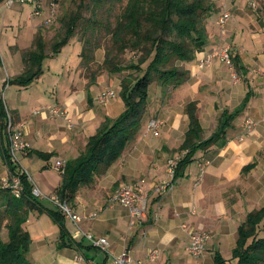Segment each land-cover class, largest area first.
Returning a JSON list of instances; mask_svg holds the SVG:
<instances>
[{"label":"crops","instance_id":"obj_1","mask_svg":"<svg viewBox=\"0 0 264 264\" xmlns=\"http://www.w3.org/2000/svg\"><path fill=\"white\" fill-rule=\"evenodd\" d=\"M213 1L216 5L206 23V45L186 65L189 78L181 86L170 89L168 95L165 91L159 95L167 98L160 97L148 104L145 116L148 117L142 120L134 141L126 145L120 157L104 172L77 189L70 204L82 217L81 231L61 211L63 230L48 213L34 210L30 215L29 212L24 225L30 236L27 259L32 264H110L111 254L121 252L146 264H213L216 253L230 260L237 228L249 212L264 205V154L258 156L264 147V10L251 13L242 0ZM225 8L232 17L222 30L217 18ZM15 12L19 26L22 14ZM28 19L31 32L26 44L18 39L22 32L19 26L18 36L5 50L6 58L0 53V79L7 77L9 81L24 68L27 51L22 53L21 49L31 45L42 22L41 17L34 18L31 14ZM13 41L17 45L15 49L11 47L15 46ZM223 47H230L233 58L237 56L243 80L233 81L228 65L217 57V50ZM80 48L77 42L63 64L60 60L54 63L49 60L59 57L61 50L49 56L44 59L40 76L26 86L9 83L6 90V105L14 121L21 124L29 143V149L19 153L20 165L27 170L33 187L44 195L55 194L61 182L62 171L54 167L55 161L62 160L65 165L75 159L102 121L115 117L124 108L115 98L107 104L98 101L100 92L109 87L120 88V84L109 77L104 81L103 75L93 77L88 84L81 73ZM210 54H214L210 63L199 66L200 60ZM248 91L251 95L247 106L227 130L226 144L196 152L194 160L184 166L170 187L162 194L156 193V185L171 180L167 161L179 159L185 151L180 149L189 123L185 106L195 102L207 137L216 129L222 111L239 105ZM217 95L225 104L221 109ZM54 106L64 108L66 116L52 115ZM217 109L220 113L214 122L210 121ZM150 111L158 112L160 125L156 133L147 129L149 118L154 117ZM248 117L254 119L255 125L247 136L244 122ZM237 134L243 136L242 140L236 138ZM6 145L7 138L0 125V182L9 173L4 154ZM40 153L52 154L44 157ZM134 181L140 182L148 215L129 226L128 207L114 200L113 194L120 185ZM39 198L58 209L47 198ZM90 213L95 217L89 218ZM194 229L208 233L199 256L187 249ZM82 232L105 236L110 254L92 246ZM1 236L7 238L6 229H2ZM151 248L158 252L154 260L148 259Z\"/></svg>","mask_w":264,"mask_h":264},{"label":"trees","instance_id":"obj_2","mask_svg":"<svg viewBox=\"0 0 264 264\" xmlns=\"http://www.w3.org/2000/svg\"><path fill=\"white\" fill-rule=\"evenodd\" d=\"M215 5L213 0H76L75 7H69L60 18L62 32L52 42L51 54L45 52L42 35L35 34L33 48L23 58V70L9 78V83L24 86L31 83L42 74L44 59L58 54L77 32L82 36L80 42L77 41L81 47L79 57L82 65L94 61V50L102 46L99 34L104 31L108 45L103 67L112 73L128 71L119 85L123 110L115 117H106L95 133L88 137L84 150L66 162L60 185L55 191L60 199L72 202L79 186L104 172L120 157L126 145L134 141L148 112L149 87L152 84L163 90L174 89L189 78L190 70L186 65L206 45V23L214 13ZM41 9L42 15L31 16L41 17L46 25L53 24L56 20L49 24L44 22L50 11L49 3L41 4ZM58 11L59 4L57 17ZM126 51H133L136 59L129 63L119 62L118 56ZM231 59L235 68L241 69L237 56H231ZM250 95L248 91L233 109L225 108L216 129L207 137L203 136L195 102L185 106L189 123L180 147L185 151L177 161L171 183L182 173L184 166L194 160L196 152L226 144L227 130L246 108ZM3 117L0 101L2 129ZM4 154L9 172H13L16 165L8 160L7 147ZM51 154L40 153L44 157ZM20 181L22 188L18 196L0 182V264H32L27 259L30 236L24 225L29 212H46L64 229L60 210L46 205L33 194V184L25 173L20 174ZM2 229L7 231L6 239L1 236ZM213 264H264V205L249 212L237 228L230 260L226 261L216 253Z\"/></svg>","mask_w":264,"mask_h":264},{"label":"built area","instance_id":"obj_3","mask_svg":"<svg viewBox=\"0 0 264 264\" xmlns=\"http://www.w3.org/2000/svg\"><path fill=\"white\" fill-rule=\"evenodd\" d=\"M28 0H4V4L6 6L12 5L14 2H25ZM33 2V8L31 10V15L34 17L42 15L41 9V1L40 0H30ZM59 0H49V7L50 11L49 14L45 17L44 22L49 24L56 20V9L58 6ZM232 14L228 9H224L221 11L217 18V24L220 29H225L228 22L231 20ZM214 57V54H210L200 60L199 66H205L210 63L211 59ZM217 57L220 61L226 63L227 65L232 66V59L231 55L228 52V48L223 47L217 50ZM1 59V55H0ZM9 81L8 78L0 79V101L3 104L4 109V132L7 138V154L8 160L10 163L16 165V168L13 172L8 173V179L2 183L4 186H8L12 193L18 196L21 193V181H20V174L25 173L27 177L30 179L27 170L20 165L19 161V153L24 152L29 149V143L25 139L24 131L22 129L21 124H18L14 121L13 115L11 110L6 105V90L8 88ZM115 95L113 88H106L102 92H100L97 96V99L100 103L105 104L109 102ZM37 112V111H35ZM50 113L52 115H60L66 116V111L64 108L60 106L52 107ZM160 125V120L157 118H151L147 122V129L156 133L157 127ZM255 125V121L252 117H248L245 119L244 122V134H248ZM240 139L243 136L239 137ZM178 158H170L167 161V174L172 179ZM54 167L63 172L64 170V162L62 160H56ZM201 169V167H200ZM202 170V169H201ZM171 184L170 181H163L155 186L154 191L158 194L164 193ZM32 192L34 195L41 197H46L50 202H52L62 213L65 217L69 218L76 228L81 231L80 222L82 220L81 215L73 209L71 204L66 201L60 199L56 194L44 195L37 187H33ZM113 199L117 200L128 207L129 213V226H132L142 220H144L148 215L146 197L143 195L140 182L134 181L129 183H124L120 185L113 194ZM89 218H94L95 214L90 213L88 215ZM87 240L91 243L92 246L98 248L110 254L109 249V241L105 236H95L90 232H82ZM208 238V233L203 230H191L190 232V240L188 244V251L198 256L204 251L205 242ZM157 249L151 248L148 252V259L154 260L157 256ZM111 263L110 264H146L145 262L138 260L132 257L127 252H121L118 254H111Z\"/></svg>","mask_w":264,"mask_h":264},{"label":"rangeland","instance_id":"obj_4","mask_svg":"<svg viewBox=\"0 0 264 264\" xmlns=\"http://www.w3.org/2000/svg\"><path fill=\"white\" fill-rule=\"evenodd\" d=\"M40 1H41L42 5H45V4L47 5L49 3V0H46V1L40 0ZM75 1L76 0H59V2H58L59 11H58V17H57L56 21L51 25H46V24L41 22V24H39L37 26L38 32H35V34L40 33L42 35L43 40L45 42V52L47 54H51V44L58 37V35H60L62 32V25L60 22V18L69 9V7H72V8L75 7ZM242 4L245 7V9L250 11L251 13H256V12L260 13L261 10H264V8H262V7H264V0H242ZM18 7H19V9H18ZM32 7H33V2L30 0L25 1V2H20V3L14 2L10 6H6L4 4V0H0V53L2 55V58H4V59L6 58V54H5L6 48H9L8 46H10L9 45L10 42L13 40V38L18 36V32L20 29L19 26H22L21 27L22 32L20 33L19 38H18L20 43L26 44V41H28V38H29L30 32H31V24H29L30 21L28 18L30 16V10ZM15 11H20V13L22 14L21 18L23 19V21H21V24H19V26H18V22H17L18 21V17H17L18 13ZM115 11H116V9L114 10V12ZM14 13H16V15H13ZM35 34H34V36H35ZM81 37H82L81 33L77 32L75 35H73V37L71 38L69 43L64 45V48L61 49V53L59 54V57L55 56V57L49 58V60L52 61L53 63L60 60V62H62V64H63L65 62V59L67 58L68 54L70 53V51L74 50V47L76 46L77 41H79L81 39ZM82 39H84V37ZM99 39L102 43V46L94 50V53H93L94 61H92L86 65H82L81 61H80L81 73L87 79L88 84H90L93 77H96L99 75H103L104 81L106 80L107 77H109L110 79H116L118 81V83L120 84L121 78L124 77L128 73V71L124 70V71L112 73V72H108V70L105 67H103L102 63L104 62V58L106 55L105 47L108 45V38H107L104 31L100 32ZM13 44L15 45V41H13ZM11 47H12V49H15L17 47V45H15V46L12 45ZM32 48H33V41H31V45L29 47L22 48L21 52L25 53V51H28ZM228 52L230 55L232 54L230 47L228 48ZM118 57H119L118 61L122 62V63H127V62L129 63V61L136 59V56H135L133 51H126L123 54H120ZM228 68L231 72V78L233 81L243 80V75L239 72V70H237L235 68V66L233 65V62H232V66L228 65ZM38 85H40V84H38ZM9 88L13 89V86H10ZM215 89H218V88H215ZM164 91H165V94L167 93V95H168L170 92V89L163 90L157 84H152L150 86L148 104L150 105L151 103L156 102L157 100L160 99V97L167 98V97H165V95L159 96V95H161V93H164ZM114 92H115V95L113 98L120 101L122 103V106H124L123 101L121 99V95H120V88L116 87L114 89ZM46 96H48V93H46ZM217 100H218V106L221 109L222 106L225 104L220 100L218 95H217ZM107 103H105V104H107ZM220 109L216 110L215 115L212 116V120L210 119V121L214 122V119L217 117L218 113H220ZM157 113L158 112L153 113L152 111H150L151 116H154V118L157 117ZM147 117H145V119ZM208 120H209V118H208ZM205 123H206V121H205ZM210 128H211V126L207 129V131H209ZM249 134H246V135L248 136ZM203 136H204V133H203ZM239 137H240V135L237 134L236 138H238V140H242ZM262 154H264V147H262V150H260L258 156L261 157ZM7 179H8V175H6V177L1 180V183H4ZM41 198H44V200H46V197H44V196H41ZM30 215H32V212L30 213Z\"/></svg>","mask_w":264,"mask_h":264}]
</instances>
